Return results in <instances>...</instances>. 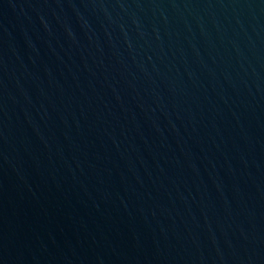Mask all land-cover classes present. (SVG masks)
I'll return each instance as SVG.
<instances>
[{"label": "water", "instance_id": "1", "mask_svg": "<svg viewBox=\"0 0 264 264\" xmlns=\"http://www.w3.org/2000/svg\"><path fill=\"white\" fill-rule=\"evenodd\" d=\"M0 264H264V0H0Z\"/></svg>", "mask_w": 264, "mask_h": 264}]
</instances>
